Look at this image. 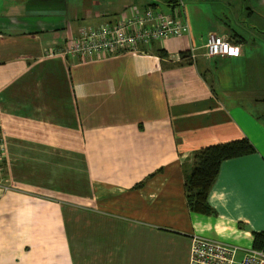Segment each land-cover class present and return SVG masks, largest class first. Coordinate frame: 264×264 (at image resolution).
<instances>
[{"label": "crops", "instance_id": "crops-1", "mask_svg": "<svg viewBox=\"0 0 264 264\" xmlns=\"http://www.w3.org/2000/svg\"><path fill=\"white\" fill-rule=\"evenodd\" d=\"M148 7L189 32L143 53L65 52L82 29ZM211 31L241 54L207 57ZM260 115L264 0H0V264H188L193 235L252 247L264 231ZM241 138L256 151L222 163L214 212L190 211L193 153Z\"/></svg>", "mask_w": 264, "mask_h": 264}, {"label": "built area", "instance_id": "built-area-1", "mask_svg": "<svg viewBox=\"0 0 264 264\" xmlns=\"http://www.w3.org/2000/svg\"><path fill=\"white\" fill-rule=\"evenodd\" d=\"M182 3V0H178ZM189 32V24L177 13L148 7L135 8L133 14L121 17L113 23L84 28L69 40L66 53L82 57H104L120 52H146L145 47L155 40L170 36H183ZM207 57H235L241 54L239 44L226 34L208 33ZM53 53V52H52ZM194 58L193 54L191 55ZM243 252L239 256L240 252ZM188 264H264V249L254 246L242 248L201 235L191 237Z\"/></svg>", "mask_w": 264, "mask_h": 264}, {"label": "trees", "instance_id": "trees-1", "mask_svg": "<svg viewBox=\"0 0 264 264\" xmlns=\"http://www.w3.org/2000/svg\"><path fill=\"white\" fill-rule=\"evenodd\" d=\"M167 2L175 6L178 0H167ZM161 54L166 55L163 50ZM182 56L192 61L191 53L184 52ZM255 151L256 147L248 138L212 144L196 150L192 155L191 169L184 170L185 193L189 210L204 215L213 213L209 194L218 178L222 163L227 159L252 154ZM253 246L264 249V231L255 232Z\"/></svg>", "mask_w": 264, "mask_h": 264}, {"label": "rangeland", "instance_id": "rangeland-1", "mask_svg": "<svg viewBox=\"0 0 264 264\" xmlns=\"http://www.w3.org/2000/svg\"><path fill=\"white\" fill-rule=\"evenodd\" d=\"M260 118L264 120V115H260ZM79 216H81V219L84 217L82 215H79ZM89 226H90L89 220H86V223H84L82 227L79 225L75 229L76 235L79 237V239H81V241L84 242L82 246L83 251H88L90 247V243H88L90 241V227Z\"/></svg>", "mask_w": 264, "mask_h": 264}]
</instances>
